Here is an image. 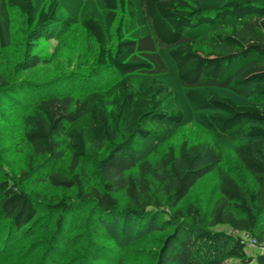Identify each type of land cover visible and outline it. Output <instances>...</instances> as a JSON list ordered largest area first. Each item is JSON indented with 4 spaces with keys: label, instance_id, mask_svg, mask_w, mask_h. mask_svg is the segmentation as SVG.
<instances>
[{
    "label": "trees",
    "instance_id": "16d2710c",
    "mask_svg": "<svg viewBox=\"0 0 264 264\" xmlns=\"http://www.w3.org/2000/svg\"><path fill=\"white\" fill-rule=\"evenodd\" d=\"M100 1L104 16L85 10L77 20L63 0H48L42 7L41 0H0L2 48L10 43L7 6L25 18L34 39L50 25L80 24L97 47L86 74L66 77L63 89L53 83L40 87L33 113L24 118L25 137L36 156L60 161L57 140H65L70 171L52 173L49 182L76 187L80 202L93 201L105 214L119 207L113 194L124 192L129 203L123 230L128 216L137 229L172 227L157 264H264V0ZM29 65L38 62L31 59ZM167 66L216 139L243 138L234 153L255 188L241 186L220 169L222 153L211 145L184 141L177 150L169 148L157 166H138L147 141L167 139L168 126L183 121L182 111L173 105L175 92L161 79ZM108 71L112 78L106 74L104 79L102 73ZM8 88L0 73V94ZM87 156L99 167L102 191L85 193L75 173ZM136 168L138 175H130ZM214 171L218 198L204 226L197 207L182 211L178 206ZM24 178L0 182V212L18 229L34 221L35 203L44 201L20 189ZM47 202L54 211L70 210L64 200ZM167 208L173 211L170 216ZM162 215L167 218L158 226ZM223 227L231 232L217 229ZM251 240L262 248L255 256L246 251Z\"/></svg>",
    "mask_w": 264,
    "mask_h": 264
},
{
    "label": "rangeland",
    "instance_id": "374dc122",
    "mask_svg": "<svg viewBox=\"0 0 264 264\" xmlns=\"http://www.w3.org/2000/svg\"><path fill=\"white\" fill-rule=\"evenodd\" d=\"M47 1L41 0L40 7L45 6ZM193 1L221 4L236 0ZM63 4L77 20L85 10H92L98 16L105 15L100 0H63ZM7 13L10 43L6 48L0 46V73L9 83L8 90L0 94V182H19L25 176L19 184L20 189L32 197L41 196L44 201L35 203L37 215L34 221L19 229L0 212V264H157L172 227L156 231L141 230L137 229L136 221L128 216L123 230L120 224L129 203L124 192L113 194L119 207L111 214L102 212L93 201L80 202L76 187H55L49 182L52 173L68 175L70 171L71 156L65 140H57L62 158L56 161L36 156L25 137L27 126L24 118L33 113L40 87L53 83L57 85L55 89H63L66 77L86 74V70L93 66L97 47L80 24L70 28L50 25L46 28L49 33L34 39L25 18L17 10L7 6ZM31 59L37 61L38 65L30 66ZM167 68V73L161 79L175 92L173 105L182 111L183 121L179 125L168 126L170 133L167 139L147 141L145 151L137 158L138 166L145 162L157 166L169 148L177 150L184 141L211 145L222 153L220 169L228 172L241 186L255 188L253 179L234 153L235 146L243 138L216 139L201 121L200 112L187 99L186 91L178 83L173 70L169 66ZM103 74L112 78L111 71ZM104 79H107V75ZM260 103L264 104V101ZM75 173L80 175L85 193L93 189L102 191L99 167L89 156L81 160ZM129 174L138 175V168ZM217 198L218 173L214 171L203 178L178 207L182 211L190 205L197 207L204 226H207L210 210ZM49 199L64 200L70 210L65 213L54 211V208L48 207ZM165 211L167 216L173 213L170 208ZM101 218L102 223L98 221ZM165 218L166 215L160 216L158 226L164 223ZM260 219L264 223V214ZM183 222L189 221L183 219ZM246 251L248 255L255 256L262 252V248L249 243Z\"/></svg>",
    "mask_w": 264,
    "mask_h": 264
},
{
    "label": "built area",
    "instance_id": "2783aa9c",
    "mask_svg": "<svg viewBox=\"0 0 264 264\" xmlns=\"http://www.w3.org/2000/svg\"><path fill=\"white\" fill-rule=\"evenodd\" d=\"M250 244H251V246H254L255 245V241L254 240H251L250 241Z\"/></svg>",
    "mask_w": 264,
    "mask_h": 264
}]
</instances>
